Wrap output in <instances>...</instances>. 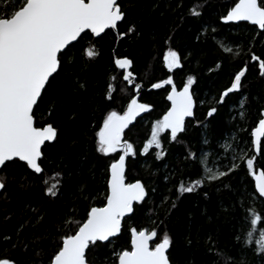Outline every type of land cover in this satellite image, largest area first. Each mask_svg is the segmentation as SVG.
I'll use <instances>...</instances> for the list:
<instances>
[{"label": "snow or ice", "instance_id": "1", "mask_svg": "<svg viewBox=\"0 0 264 264\" xmlns=\"http://www.w3.org/2000/svg\"><path fill=\"white\" fill-rule=\"evenodd\" d=\"M132 6L131 0H0V199L6 201L13 186L31 190L38 186L37 181L42 185L39 203L26 205L28 218L13 233H0V264H197L194 255H180L194 244L202 246L205 256L210 257L204 264H246L244 252L252 245L254 254L264 259V227H259L264 225V214L245 215L242 223L248 230L236 234L240 247L230 250L221 246L213 226L219 217L209 215L207 207L213 193L223 195L222 190L233 193L235 189L234 194L240 195L232 182L238 173L253 177L254 191L264 198V170L256 171L255 155L232 151L240 149L242 138L237 142L236 137H221L232 141L225 154L229 163L220 161L223 170H214L209 167L211 161L204 159L209 152L213 158L221 154V150L212 151L209 134L213 121L225 109L233 127L238 124L243 129V122L250 121L249 143L255 153L264 156V87L253 93L248 80L255 71L257 83L264 85V58L249 49L248 59L228 74V83L208 98L198 93L195 74L187 75L178 86L174 75L198 57L196 49L176 46L177 32L189 21L203 20L208 0H170L169 10L178 23L162 42V65L167 75L146 86L139 80L134 58L121 53L122 44L142 37L136 24L128 21ZM218 19L225 24L250 23L259 29L252 38L253 46L264 42V0H234V6ZM209 28L216 32L210 24L202 25L195 37L198 45ZM110 33L114 41L110 67L105 70L103 84L95 86L91 111L80 135L70 144L76 148L82 140L90 142L91 152L85 149L81 153L82 162L89 155L107 161L104 185L100 189L80 182L69 195L63 169L50 180L45 168L51 151L65 139L58 86L66 85L73 95L87 92L88 81L81 76L93 68L102 54L98 44ZM221 47L226 54L234 52L232 47ZM214 65L208 67L209 73L223 70V61ZM146 87L149 93L163 90L168 106L151 125L142 148H137L126 138V130L142 113L154 108L141 102ZM118 101L120 107H114ZM84 119L79 110L68 117L73 122ZM189 129L202 131V143L209 152L194 151L186 143ZM166 144L179 145L184 151L173 156ZM150 156L154 157L150 168L167 170L157 177L166 189L158 202L153 198L159 191L154 181L150 186L143 178L129 180L131 166L140 157ZM66 158L60 154L61 162ZM190 167L194 170L188 171ZM177 175L181 176L178 181ZM194 197L198 198L193 200L197 207L204 202L206 225L193 232L194 214L186 211V230L174 231L173 224L182 219L183 201ZM221 207L225 215L231 214L223 204ZM138 212L145 213L147 224L128 223ZM11 218L5 215L3 220ZM125 234L127 240L119 243Z\"/></svg>", "mask_w": 264, "mask_h": 264}, {"label": "trees", "instance_id": "2", "mask_svg": "<svg viewBox=\"0 0 264 264\" xmlns=\"http://www.w3.org/2000/svg\"><path fill=\"white\" fill-rule=\"evenodd\" d=\"M133 4L128 10L129 23L134 22L138 28V31L142 34V37L135 42H129L127 45L122 44L121 53L130 54L135 61V70L138 74L139 80L146 86L150 82L165 78L167 75L166 70L162 65V49L163 40L169 33L170 28L174 24L178 23L174 14L169 10L170 0H131ZM234 0H208V7L205 9L204 17L201 22L189 21L183 24L177 32L176 46L180 48L196 49L197 59L186 64L183 71H179L174 75V79L178 86H181L186 76L189 74H195L199 78L198 93L201 98H208L211 95H215L217 89L222 88L228 83V74L236 68L242 66V63L248 59L247 51L251 49L256 54L262 55L264 58V42L261 44H255L253 46L252 38L256 32L259 31L256 26H253L247 22H237L225 24L218 18L225 14L226 11L232 7ZM215 27L216 32L212 33L210 28L206 35H202V43L199 45L196 43L195 37L199 33L202 25L207 27ZM125 25L124 27H126ZM257 39H259L257 37ZM221 45L232 47L234 49L233 54H226L223 52ZM114 46L113 36L110 33L105 36L103 40L98 44V49L101 51V56L91 69H86L82 74L81 79H87L88 89L86 93L73 95L66 85L61 84L58 86L60 92V105L59 113L61 119L64 121L65 139L62 140L61 146L53 149L50 153V159L46 162V175L52 180L55 172L61 168L64 171L65 179V191L70 195V189H74L75 185L80 182L87 183L90 187L103 188L104 176L103 168L107 162L105 159L97 158L95 155H89L87 161L82 162L80 155L85 149L91 152L90 142L85 143L83 140L81 145L72 148L70 147L71 139L80 135V130L83 124L86 122V118L91 111L90 101L92 94L96 90V85L103 84L105 78V70L110 67L109 59L111 49ZM239 52L237 56L236 53ZM215 61H223L222 71H213L209 73L208 67H215ZM71 79V77H69ZM250 82V88L253 93L260 92L264 85L257 83L255 71L251 72L248 76ZM166 93L163 90L153 91L149 93L147 87L142 95L141 102H148L154 105L153 110L150 113H144L139 117L133 125H130V130H126V138L133 142L137 148H142L143 143L149 138L151 132V125L155 120L159 119L163 112L166 111L168 102L165 99ZM121 102L118 101L114 107L119 108ZM81 111L84 120L69 121L68 117L73 111ZM203 111V109H201ZM96 118H99L97 112ZM252 116H255V108H253ZM243 129L237 124L233 127L234 121L230 119L228 109H225L222 114L213 121L211 126V133L209 139L212 141V151L221 150L219 157L213 158L211 152L208 150V146L202 143L203 136L200 129H189L186 134V143H190L192 149H205L209 152L205 155V160H210V167L219 168L223 170L220 165V161H223L224 165L229 163V158H225V154L228 153L232 141L228 139L221 140V137H236L237 142L240 144V149H232L233 152H240L247 156H252L254 150L249 143L251 137L249 132L250 121H245ZM91 135V132L88 133ZM167 135V134H165ZM264 145V140H262ZM170 147L173 156H179L184 149L179 145H165ZM154 151V150H153ZM64 153L67 158L61 162L60 154ZM255 169L264 170V156L259 153L255 155ZM154 157H140L138 161L131 166L129 173V180L133 181L138 178H143L152 182H155V186L159 191L154 195V199L158 202L162 194L166 193L165 186L162 181L157 177L161 173H165L167 170L163 167L155 168L151 167ZM236 163H241L240 160H236ZM159 163V162H157ZM214 168V169H215ZM149 170L153 173L152 177H149ZM193 168H189L188 171H193ZM195 178V177H193ZM181 179L180 175L175 177L178 181ZM54 182V181H53ZM233 184L239 188L240 195H236L235 189L233 193H229L226 189L222 190L223 195L213 193L212 200L208 203V214L219 218L215 220L214 227L217 229L220 235V243L222 247H226L230 250H235L240 246L236 244L234 237L237 233H243L248 230V225L242 223L245 215L251 218L253 212L257 214H264V198H260L254 191V183L251 176H247L244 173H238L233 177ZM36 187L31 190H22L17 186H13L8 194L7 200L0 199V233H13L23 220L28 218L27 204L35 206L41 199V188L39 181H37ZM171 187V185H169ZM198 198H189L183 201L181 212L179 215L182 217L179 223L173 224V230L178 233H183L186 230L187 225L183 220L184 213L191 211L193 215V232L200 225H206L205 217L202 215L204 208V202H199V207L193 204V200ZM239 201V203H237ZM99 203V201H97ZM221 204L224 208L230 210L229 215H225L222 211ZM9 215L12 218L5 222L3 217ZM264 219V216H262ZM129 224H147L148 221L145 217V213L138 212L134 220L128 221ZM264 227V225H259ZM27 231V230H26ZM203 235V233H202ZM127 234L125 238L120 240L119 243L123 244L127 240ZM254 245L249 246V250L244 252V259L246 264H264V259L254 254ZM103 253H101L102 255ZM180 255L188 256L194 255L197 264H204V262L210 257L205 256L203 247L197 248L193 245V248L188 252L181 251Z\"/></svg>", "mask_w": 264, "mask_h": 264}, {"label": "water", "instance_id": "3", "mask_svg": "<svg viewBox=\"0 0 264 264\" xmlns=\"http://www.w3.org/2000/svg\"><path fill=\"white\" fill-rule=\"evenodd\" d=\"M233 6H234V4H233ZM225 14H226V13H225ZM222 22H223V21H222ZM242 22H243V21H242ZM229 23H237V22H229ZM247 23H248V22H247ZM249 24H250V23H249ZM143 114H144V113H142L141 116H142ZM141 116H139V117H141ZM139 117H137V119H138ZM137 119H136V120H137ZM134 122H135V121H134ZM134 122H133V123H134ZM253 150H254V149H253ZM254 154L257 155L258 153H255V151H254ZM260 170H261V169H257L256 171L259 172ZM252 180H253V183H254V179H253V177H252ZM257 194H258V193H257Z\"/></svg>", "mask_w": 264, "mask_h": 264}, {"label": "rangeland", "instance_id": "4", "mask_svg": "<svg viewBox=\"0 0 264 264\" xmlns=\"http://www.w3.org/2000/svg\"><path fill=\"white\" fill-rule=\"evenodd\" d=\"M209 167H210V166H209ZM213 168H215V167H213ZM215 169H216V168H215ZM215 169H214V170H215Z\"/></svg>", "mask_w": 264, "mask_h": 264}]
</instances>
